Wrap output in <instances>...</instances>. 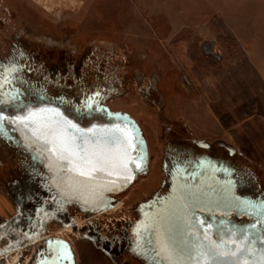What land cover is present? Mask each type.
I'll use <instances>...</instances> for the list:
<instances>
[{"label": "rangeland", "instance_id": "1", "mask_svg": "<svg viewBox=\"0 0 264 264\" xmlns=\"http://www.w3.org/2000/svg\"><path fill=\"white\" fill-rule=\"evenodd\" d=\"M7 62L61 68L46 81L53 95L104 89V103L134 118L147 142V173L112 209L74 212L79 231L43 223L42 237L67 239L76 264H110L81 229L91 225L98 241L134 223L164 179L167 132L232 152L264 192V0H0V66ZM2 150V181L30 188L22 160ZM116 264L138 262L125 255Z\"/></svg>", "mask_w": 264, "mask_h": 264}, {"label": "water", "instance_id": "2", "mask_svg": "<svg viewBox=\"0 0 264 264\" xmlns=\"http://www.w3.org/2000/svg\"><path fill=\"white\" fill-rule=\"evenodd\" d=\"M16 65V64H15ZM16 66L2 67L0 72V110L8 117L4 121L6 131L0 136V143L15 148L24 156L31 168L37 172L42 169L43 176L54 194L62 201L74 203L95 211L110 210L114 207L115 196L127 190L138 177L148 170V147L143 132L128 113L113 111L104 103V94L92 93L80 99V105L67 107L64 100L49 99L44 92L30 94L13 83ZM15 97V99H13ZM54 108L67 120L82 130L95 129L94 135H111L114 128L130 132L135 147L130 150L133 157L142 156L140 168L129 164L130 172L123 171L119 165L93 172L90 176H80L68 172L67 167L50 157L45 151L46 145L35 140L29 128L13 124L12 117L23 116L28 110ZM93 135V133H88ZM119 146H114L113 152ZM168 184L166 192L154 195L150 200L139 205L141 220L133 229V252L145 264H167V261L155 257L152 249H159L161 239L166 234L179 247L190 248L200 243L192 234L203 239L207 231V244L223 242L234 248L229 242L234 238L241 240L240 229L252 240L244 241L253 246L259 259V251L264 248V209L238 204V200L254 204L264 202V192L257 187L253 174L238 167L216 162L208 156L182 160H169L165 163ZM111 172V175H109ZM128 176L130 179H125ZM46 256L42 264H75L74 253L70 245L59 237L45 240ZM225 257L224 260H231ZM41 263V262H40ZM39 263V264H40ZM183 264H188L187 256Z\"/></svg>", "mask_w": 264, "mask_h": 264}, {"label": "snow or ice", "instance_id": "3", "mask_svg": "<svg viewBox=\"0 0 264 264\" xmlns=\"http://www.w3.org/2000/svg\"><path fill=\"white\" fill-rule=\"evenodd\" d=\"M15 99V97H13ZM4 101L0 100V103ZM8 119L5 113L0 110V136L4 135ZM12 123L23 125L29 128L35 140L42 141L46 147L45 151L60 163V167H67L68 172H76L80 176H90L93 172L104 171L111 166L119 165L123 171L130 172L129 164H135L140 168L139 160L142 156L133 157L130 150L135 147L134 138L130 132L114 128L111 135L97 137L95 129L82 130L65 119L57 109L40 108L28 110L26 115L12 117ZM93 133V135H88ZM119 146L117 152H113L114 146ZM111 175V172H109ZM125 179H130L126 176ZM238 204H245L248 207L264 209V202L254 204L250 201L238 200ZM195 240L200 243L192 244L190 248L179 247L166 234L161 239L159 249H152L155 257H160L162 262L167 264H183L185 254L188 264H264V248L259 251V259H250L257 255L253 246L246 245L244 241L252 240L255 244V237L240 229L241 240L235 239L237 235L233 232V239L229 242L234 248L226 246L223 242L207 244V231L200 236L192 234ZM264 244V241L260 242ZM232 257L231 260H224L225 257Z\"/></svg>", "mask_w": 264, "mask_h": 264}, {"label": "flooded vegetation", "instance_id": "4", "mask_svg": "<svg viewBox=\"0 0 264 264\" xmlns=\"http://www.w3.org/2000/svg\"><path fill=\"white\" fill-rule=\"evenodd\" d=\"M23 55L21 54V56ZM12 65L17 67L14 76L11 77L13 78L14 84L20 86L25 92H28L30 94L32 93L37 94L38 92L42 93L43 91L44 94L49 99L56 101L64 100L65 103L67 104L66 105L67 107L80 105L81 104L80 99L82 97L95 92L98 93L100 92L104 94L105 96L104 100L107 97V94L104 91V89L99 91L96 88H90L89 92L86 95L82 91L78 92V95H75V97H68L66 94L53 95L52 93H50V91H48L49 84H47L46 81L48 80L47 78L53 77L54 71L56 70L59 71V69L61 68L55 69L52 66H48L47 68H45L44 65L42 66V64H36L33 62L23 66H17L11 62H7L6 66H12ZM3 66L4 65H1L0 69H2ZM71 70L73 74L78 73L77 71L73 72L74 67H72ZM63 71L66 73L69 71V69ZM167 134L169 137V141H167L166 148L164 149L162 165H161L164 174V179L160 180L159 188L146 201L150 200L154 195L164 194L167 191L166 186L168 184V179H167L165 163L167 161L169 162V160H172L173 162V161L182 160L186 156H189L191 158L208 156L216 162H222L232 167L235 166L232 163V159H231L233 157L232 152L227 151L228 154H225L221 146L220 148H212L207 143L198 142L194 140L192 137H185L180 133L171 134L170 132H167ZM3 146L4 145L0 143V147L3 148ZM28 177L30 178L29 186L31 187L28 188L27 190L16 187L15 190L16 193L27 203L25 206L26 213H28L32 219L34 217L33 207H35V205L38 204V202L42 203V211L45 212L44 214L45 219H42V234L46 233L44 229V225L47 220H51L52 222L57 223L62 228L65 229L71 228V230L79 231L80 229L77 225V221L72 219L74 212L80 216H85L86 214L89 215L90 212L106 211V210L95 211L93 209L81 207L74 203L62 201L54 194L53 190L48 186L47 181L43 176L42 169L40 170L39 173H36L34 168H30L28 172ZM115 196L112 197L114 198ZM115 202L116 199L114 198L113 205L115 204ZM137 211H138V217L134 220V223L127 220L123 228L120 231L113 233L109 238L104 237V239H99L98 241H96L99 238L98 234L96 235L94 232H91L92 229H91V225L89 224L82 227L81 229L82 233H85V235H81V236H85L86 242L90 244L91 248L93 250L95 249V251L97 249V251H99V253L110 264L118 263V261L121 260V258H123L125 255L137 261L138 264H145L141 259H139L134 254L132 248L134 243L133 229L136 226V224L141 220L139 205L137 207ZM90 235L91 237H94L96 240L93 239L92 241H90L89 240L90 238H88ZM48 237H55V236L42 237V260L46 256L45 240ZM89 241L91 243H89ZM96 243L102 246L104 252L102 250L100 251L98 248L95 247ZM72 251L74 253V249H72ZM74 261L76 264L75 253H74Z\"/></svg>", "mask_w": 264, "mask_h": 264}, {"label": "crops", "instance_id": "5", "mask_svg": "<svg viewBox=\"0 0 264 264\" xmlns=\"http://www.w3.org/2000/svg\"><path fill=\"white\" fill-rule=\"evenodd\" d=\"M2 149L5 155L1 157L7 158L8 162H13L15 157L21 159L22 167L29 172L31 166L15 148L4 145ZM18 184L20 182L15 183L14 180L4 183L0 175V264H42V203L38 202L33 207L32 219L26 213L27 203L16 193ZM63 240L73 249L67 239ZM38 243L32 253L33 259L26 260L28 248Z\"/></svg>", "mask_w": 264, "mask_h": 264}]
</instances>
